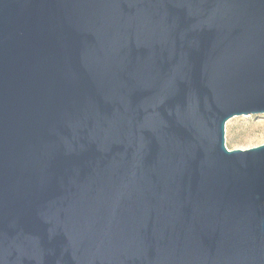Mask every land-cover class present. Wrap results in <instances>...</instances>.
<instances>
[{"label": "water", "instance_id": "1", "mask_svg": "<svg viewBox=\"0 0 264 264\" xmlns=\"http://www.w3.org/2000/svg\"><path fill=\"white\" fill-rule=\"evenodd\" d=\"M264 0H0V264H264Z\"/></svg>", "mask_w": 264, "mask_h": 264}, {"label": "rangeland", "instance_id": "2", "mask_svg": "<svg viewBox=\"0 0 264 264\" xmlns=\"http://www.w3.org/2000/svg\"><path fill=\"white\" fill-rule=\"evenodd\" d=\"M264 144V115L234 116L225 124V146L229 150L249 149Z\"/></svg>", "mask_w": 264, "mask_h": 264}]
</instances>
